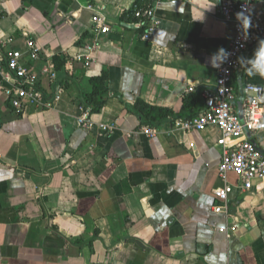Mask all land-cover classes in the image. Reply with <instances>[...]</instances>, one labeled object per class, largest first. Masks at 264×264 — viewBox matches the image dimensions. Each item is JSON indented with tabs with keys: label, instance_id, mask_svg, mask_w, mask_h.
<instances>
[{
	"label": "crops",
	"instance_id": "obj_1",
	"mask_svg": "<svg viewBox=\"0 0 264 264\" xmlns=\"http://www.w3.org/2000/svg\"><path fill=\"white\" fill-rule=\"evenodd\" d=\"M219 2L0 0V55L20 50L42 95L14 109L0 71V264H264V177L236 187L234 173L218 174V127L176 125L203 109L209 56L234 36ZM253 4L264 17V0ZM149 7L159 24L145 37L151 19L135 13ZM94 14L109 32H95ZM263 49L241 56L238 94L264 87L253 67ZM98 87L106 97L92 112L83 99ZM192 94L200 102L184 111ZM137 100L173 115L144 124ZM254 140L264 151V130Z\"/></svg>",
	"mask_w": 264,
	"mask_h": 264
},
{
	"label": "built area",
	"instance_id": "obj_2",
	"mask_svg": "<svg viewBox=\"0 0 264 264\" xmlns=\"http://www.w3.org/2000/svg\"><path fill=\"white\" fill-rule=\"evenodd\" d=\"M243 3L244 0H220L219 15L234 25V36L225 48L231 55L217 68L213 88L203 92V109L194 117L178 120L176 125L182 130H202L208 125H216L221 133L217 142L221 152L218 174L225 179L226 174L232 172L239 181L236 187L249 189L255 179L264 177V151L254 140V135L264 130V87L262 84L246 82L241 88V94H238L233 76L244 52L264 42V17L255 10L253 0H248L247 13L251 16L252 26L243 29L236 19ZM135 15L151 19L145 37L159 24L151 7L138 10ZM91 22L96 33L110 30L99 14H94ZM28 45L34 56L36 49L32 42ZM0 71L6 83L4 91L14 109L19 110L26 103L42 104V95L35 86L36 75L25 65L20 50L7 49L4 55H0ZM43 72H47V69L44 68ZM81 121L86 127L91 126L86 116ZM101 127L105 128L104 125ZM142 131L150 137L157 134L155 127L145 126ZM233 187L225 183L216 188L213 195L226 201ZM221 209V206L216 207L217 211Z\"/></svg>",
	"mask_w": 264,
	"mask_h": 264
},
{
	"label": "trees",
	"instance_id": "obj_3",
	"mask_svg": "<svg viewBox=\"0 0 264 264\" xmlns=\"http://www.w3.org/2000/svg\"><path fill=\"white\" fill-rule=\"evenodd\" d=\"M94 82L96 83L97 79H95ZM105 97H106L105 89L98 87L92 93L87 94L84 97L83 102L85 106L91 107L90 111L98 112L104 102ZM194 97H195L196 102H200L201 98L199 95L195 96V94H192V95L186 96L184 100V109H183L184 111H185V106H188L189 103L191 102V99L193 101ZM195 105L197 106L198 104H195ZM133 110L139 116L142 123L150 124V125L161 124L164 121H166L170 116L173 115V112L167 109L147 107L141 100L136 101ZM192 114H194V112L191 113V115Z\"/></svg>",
	"mask_w": 264,
	"mask_h": 264
},
{
	"label": "clouds",
	"instance_id": "obj_4",
	"mask_svg": "<svg viewBox=\"0 0 264 264\" xmlns=\"http://www.w3.org/2000/svg\"><path fill=\"white\" fill-rule=\"evenodd\" d=\"M218 2V0H216ZM248 0H244L241 10L236 14V19L243 29H248L252 26L251 16L247 13ZM231 55V53L223 47L216 49L210 54L208 64L213 68H218ZM253 67L261 72H264V52H261L259 58L253 62Z\"/></svg>",
	"mask_w": 264,
	"mask_h": 264
},
{
	"label": "water",
	"instance_id": "obj_5",
	"mask_svg": "<svg viewBox=\"0 0 264 264\" xmlns=\"http://www.w3.org/2000/svg\"><path fill=\"white\" fill-rule=\"evenodd\" d=\"M238 103H240V102H238ZM239 113H240V106H239ZM94 264H98V263H94Z\"/></svg>",
	"mask_w": 264,
	"mask_h": 264
}]
</instances>
